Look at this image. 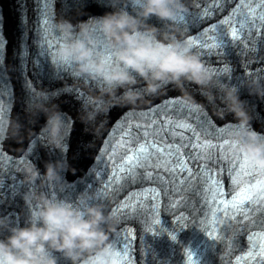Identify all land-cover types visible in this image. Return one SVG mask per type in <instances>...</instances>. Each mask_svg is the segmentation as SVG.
<instances>
[{"label": "clouds", "instance_id": "1", "mask_svg": "<svg viewBox=\"0 0 264 264\" xmlns=\"http://www.w3.org/2000/svg\"><path fill=\"white\" fill-rule=\"evenodd\" d=\"M99 3L108 9L100 15L76 22L64 17L57 20L56 44L49 54L54 70L70 71L74 78L96 85L77 117L86 131H100L112 108L140 104L168 89L192 103L185 85L207 93V106L215 104L216 96L209 87L213 75L177 26L187 12L184 0H133L134 12L126 10L122 0ZM25 91V120H0V140L23 138L27 125L43 117L40 135L49 146L64 144L75 121L47 89ZM242 91L264 100V83L245 78L239 87L225 84L220 89V109L214 114L220 119L232 117L234 151L264 172V135L252 128V105L241 98ZM69 171L66 157L44 161L43 170L26 157L20 174L25 184L63 190ZM25 200L35 207H30L23 224L0 216V264H58L57 254L69 264H122L121 250L109 239L114 217L102 205L89 203L87 194L80 193L70 202L31 191Z\"/></svg>", "mask_w": 264, "mask_h": 264}, {"label": "bare ground", "instance_id": "2", "mask_svg": "<svg viewBox=\"0 0 264 264\" xmlns=\"http://www.w3.org/2000/svg\"><path fill=\"white\" fill-rule=\"evenodd\" d=\"M4 21L6 22V27H7V31H8V25H9V22L7 20V14H6V18H5V15H4ZM65 99L64 97H61V98H58L56 99L54 102H58V101H61L59 102V104H63L65 101L63 100ZM125 108V107H124ZM113 110L114 108L111 109V111L108 113L107 117H106V122L101 126V130L96 132L95 134L92 132V131H87L86 133V138L85 139V142L82 143V146L86 147L85 150H82L80 147H77L76 145H74L73 147L71 146V144L68 145V150H67V153H66V158H69V156H74V154L72 155V150H79V152L77 153V157L78 158H86L87 156H89L92 152V149L93 147L96 145V140L98 138V136L105 130L108 128L109 124L108 123H111L114 118L116 117V113L114 112L113 113ZM79 113L78 114H73L72 116V119L73 121H75L74 123V126H73V130L71 132V135L69 137V140L71 139V136L73 137L74 133H75V130H80L81 129H85V126L82 125L79 120L77 119ZM12 119H15L13 118V115L11 116ZM42 118V121H43V117ZM20 119V118H19ZM28 126L27 125V129H28ZM34 129H36V125L34 127ZM30 132H28V130L26 131L25 133V136L23 138H20V139H6V140H3L2 142V145H4V147H6V149L8 151H10L11 153H17L18 152V148L20 147H23V143H25L26 141V146L25 148L27 147V145L29 144V138H30ZM82 139H83V135H82ZM91 150V151H90ZM76 156V155H75ZM68 160V159H67ZM70 165H71V171L68 172V174L66 175V177H68V175L74 173L73 171V161L74 160H68ZM82 165L79 164V167H81Z\"/></svg>", "mask_w": 264, "mask_h": 264}, {"label": "snow or ice", "instance_id": "3", "mask_svg": "<svg viewBox=\"0 0 264 264\" xmlns=\"http://www.w3.org/2000/svg\"><path fill=\"white\" fill-rule=\"evenodd\" d=\"M181 20H183V17L181 18ZM234 35H235V33H234ZM190 43H191V42H190ZM218 110H219V108H218ZM69 118H70V117H69ZM209 121H210V117L205 119V123H209ZM37 143H39V140L37 141ZM233 147H234V145H233ZM140 151L143 152L144 149L142 148ZM0 156H3V145H2V140H0ZM242 159H243V162H244L245 165H248V164H249V162H248V160H247L246 157H242ZM245 198H246V199H251L250 195H246ZM261 255H264V252H262Z\"/></svg>", "mask_w": 264, "mask_h": 264}]
</instances>
